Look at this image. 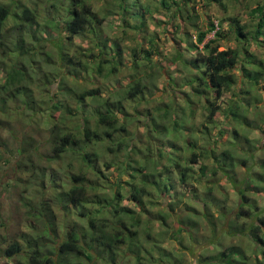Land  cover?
Returning <instances> with one entry per match:
<instances>
[{"label": "trees", "instance_id": "16d2710c", "mask_svg": "<svg viewBox=\"0 0 264 264\" xmlns=\"http://www.w3.org/2000/svg\"><path fill=\"white\" fill-rule=\"evenodd\" d=\"M89 1L70 0L69 11L62 21L56 22V26L62 25L61 32L50 40L57 48L64 66L70 70L72 66H85L83 56L72 55L67 51L75 36L93 34L97 46H100L102 39H107L96 23L102 24L105 18L97 20ZM191 1L160 0L166 11L173 13L176 18L181 16L185 22L189 20L196 28L193 40L185 37L188 31L184 25L175 26L180 31L179 43L186 44L174 46L170 60L165 50L161 57L163 51L154 37L150 36L149 45H146V38H142L132 48L133 64L129 69L134 75H131L130 82L125 86L108 88L102 92L101 88L89 89L83 83L81 91H75V95L69 99L66 97L67 91L54 95L56 102L52 104L53 108H47L53 136L47 142L50 146L46 158L60 159L65 153H71L77 156L81 164L73 172L70 185L69 182H64L66 186L58 183L63 190L54 194V203L80 206L86 224L68 227L66 219L60 221L64 237L56 250L63 255L60 261L50 257L42 240L27 231H18L13 238L2 233L0 258L11 259L24 255L27 264H166L167 261H173L171 264H187L183 252L186 255L189 252L196 254L193 247L203 245L204 239L211 237L210 243L214 244L220 242L222 234H225L213 237L208 226L218 231L226 229L233 238L238 234L242 236V241L248 238L264 257V98L260 92L264 91V0L255 5L247 4L256 20L255 24L245 23L237 16H228L220 18L217 23L210 19L206 28L197 27L194 23L195 16L190 14L188 6ZM205 1L207 5L216 4L226 10L227 2L232 0ZM114 3L127 13L124 0H114ZM152 3L155 1L140 4L141 10L136 8L131 11L140 21L134 28L142 29L145 26V13L153 7ZM52 6L58 7L56 3ZM22 12L24 22L33 26L36 22L34 10L23 4ZM9 15H15V12L0 0V40ZM225 22L228 24L227 29L224 27ZM212 32L214 35L206 41ZM33 34H27L31 40L49 41L47 37ZM230 34L235 35L236 46L221 49L222 39H228ZM254 44L261 48L258 53L252 50ZM99 52L108 55L111 52L110 57H104L97 66L103 78L122 73L121 48L117 45L107 46L105 42ZM186 52L195 56L188 58ZM23 53L21 56L27 55L28 50ZM116 56L119 57L117 60L114 58ZM155 56L157 60H154ZM10 61L13 63L9 67L15 71L9 73L10 80L7 83L11 85L18 75L25 76V71L15 68L14 60ZM171 62L182 63L184 70H188V74L180 81L168 65ZM143 63L145 66L141 69ZM74 73L79 74V68ZM163 73L168 78L167 84L173 85L171 90L169 86L167 89V84L160 88L157 83V78ZM185 85L189 86L187 95H183L187 105L201 103L204 119L200 125L192 121V111L191 118L185 115V107L179 104V97L176 98L174 93L178 86ZM2 87L7 88L4 84ZM159 89L163 99L156 106H145L143 110L137 108L143 101L148 105L155 90ZM20 90V87L17 88V91ZM71 90L74 91V88ZM89 97L93 109L87 112L83 102ZM32 101V97L27 100L28 109L36 111ZM39 110L46 111L42 106ZM57 111L59 113L55 114ZM161 111L164 113L163 121L158 118ZM138 113L147 120L142 124L147 128L134 137L136 135L129 131V123L132 117L138 118ZM253 130L260 132L259 138L250 135ZM30 139H22L17 148L20 156H24L26 167H33L29 165L30 156L40 147V143L34 145ZM134 139L143 147L134 144ZM106 142L110 143L105 148L112 158L119 157L120 152L132 146L146 160L140 164V172L143 173L137 181H127L125 186L120 179L118 188L111 193L102 189L105 186L98 177L94 180L89 176L91 171H100L98 165L102 145ZM3 146L10 148L7 141L0 137V151ZM259 151L263 153L262 156H257L256 152ZM127 156L117 159L115 163H121L123 173L129 177L127 167L132 163L130 156ZM149 160L155 168L147 171ZM67 165L70 166L69 163ZM41 169L43 171L39 174L35 172L34 177L37 180L41 178V186L43 184L46 187L45 169ZM175 179L181 187L177 193ZM149 185L151 188H148ZM227 185L238 196L234 206L229 201ZM53 187L55 191L58 190L56 183ZM154 191L162 194L164 199V209L159 207L156 212H152V205L162 204V201L156 202ZM256 195H263V206L260 208ZM26 197L29 200L30 197ZM127 197L136 203V208L124 203ZM46 209L50 210V207ZM201 218L206 223L203 230ZM173 220L174 225L171 226ZM156 221L161 222L160 231L155 229ZM192 223L195 237L178 242L182 246L181 254H174L163 241H180L184 234L188 237V232H192ZM1 225L7 223L0 221ZM57 228V225L54 226V229ZM243 246V243L222 246L216 253L209 252L197 258V264H249L248 259L254 258L247 255ZM258 256L254 255V264H264V258Z\"/></svg>", "mask_w": 264, "mask_h": 264}, {"label": "rangeland", "instance_id": "374dc122", "mask_svg": "<svg viewBox=\"0 0 264 264\" xmlns=\"http://www.w3.org/2000/svg\"><path fill=\"white\" fill-rule=\"evenodd\" d=\"M152 1H155V3H152L153 7L145 13V26H142V29L141 27L134 28L133 26H135V24H140V21L136 19L137 17H134L131 11L137 10L136 8L141 10L140 4L144 3V5H146V3ZM258 1L261 2V0H251L250 2L252 3H249L248 0H232L227 2L228 8L226 10L223 6H218L216 4L207 5L205 0H192L189 2L188 6L190 14L195 16L193 18L194 23L200 28H206L209 25L210 19L217 23L220 18H226L228 16H237L241 21L251 25L255 24L256 20L252 16L251 11H249L250 8H247V4L255 5ZM2 2L8 4L12 12H15V15H9L6 19L4 35L2 40H0V137L2 139L4 138L11 148L6 149V146H3L0 151V221L7 223V225L0 226V235L4 233L3 235H8L13 238L18 231H27L33 237L42 240L46 253H48L50 257L60 261L63 255L56 251L64 238L61 233V226L59 225L60 221L66 219L69 224L68 227L74 226L75 224H86V221L84 216L81 215L83 209L80 206L68 204L57 205L54 203L56 201L54 199V194L63 190V187L58 185V183L65 185L64 182H69L70 185L73 172L79 169L81 165L77 156L74 157L71 153H65L64 157L60 159L48 160L46 158L48 153L47 150H49L50 146L47 142H49L52 134L50 128L52 124L48 120L47 108H53L54 105L52 104L56 102V97L54 95L58 94L60 91H67L66 97L69 99L75 95V91H81V86H84L82 85L83 83L89 89L101 88L102 92L108 88L125 86L130 82L131 75H134V72L131 71L132 69H129V66L133 64L132 48L136 43L141 41L142 38H146V45H149L150 36L154 37L156 43H159V47L163 51L161 52V57H163L165 50L167 54L166 57L171 59L174 46L186 44V42L183 44L179 43L178 36L180 35V31L175 26L180 24H182V26L184 25V27H186V32L188 31L185 37L187 38L188 36L189 39L192 38L193 40H195L196 28L193 24L189 23V20L186 19L185 22L181 19V16L176 18L173 16V13L166 11L160 4V0H124V9L127 13L115 6L114 0H90L89 3L92 4L91 7H93V12L98 18L97 20L105 18L102 24H100L101 22H96L98 24L97 27L102 28L103 35H107L106 41L102 39L100 46H103L106 42L107 46L115 47L117 45L118 48H121L123 51L122 73L113 77L111 75L106 79L98 72L97 66L104 57H110L109 55H111V52H109V55L108 53L101 54L99 52L100 46H97L98 44L96 45L97 39H95L93 34L77 35L73 43L68 45L70 48H68L67 51L72 55L83 56L85 63V66L82 68H80L79 65L72 66L71 70L69 67L67 68L64 66L65 64L60 60L61 57L58 55L57 48H55L54 44L50 41L62 30V25L56 26V22L62 21L66 12L69 11L70 0H2ZM53 3H56L58 7L54 8L52 6ZM23 4L33 9L36 14V22L33 26L32 24H26L24 22L25 18L22 12ZM224 27L226 29L228 28L226 22L224 23ZM30 33H34L33 35L42 38L47 37L49 41L39 42V40H31L27 35H30ZM213 35L214 32L208 34L206 41ZM234 36L235 35L230 34L228 39H222L221 49L228 46H236L237 42ZM66 42L68 41L66 40ZM260 49L261 48H257L255 44L252 46V50H255L257 53ZM27 50V55L21 56L22 53H26ZM195 52V50L192 51L193 54H195ZM91 54H94V56L91 57ZM262 54L264 55V53ZM186 55L188 58L195 56L190 55V53L188 54V52H186ZM114 58L117 60L119 57L116 56ZM10 60H14L15 68L19 67L25 71V76L21 74L20 76L18 75L17 80L11 85L7 83L10 80L9 73L13 71L9 67L10 64L13 63ZM154 60H157V56H155ZM168 65L172 69L173 75H175L179 81L183 76L188 74V70H184L185 68L182 66V63L171 62ZM144 66L143 63L140 68L142 69ZM78 68L80 73H74V70ZM69 72L72 73V76L69 75ZM59 78L63 79L60 81ZM167 81L168 78L164 73L157 78V83L160 88L164 87ZM62 82L63 85L61 86ZM2 84L6 85L7 88H3ZM166 86L168 89L169 85L167 84ZM19 87L21 90L17 91ZM72 87L74 91L71 90ZM171 87L173 88V85L169 86L170 90ZM188 89L189 86L187 85L184 87L178 86L174 93L176 98L179 97V104L185 107V115L191 118L192 111L194 116L192 121L200 125L201 121L204 119L203 110L200 107L201 103L199 102L197 103L199 105L195 106L187 105L186 101L183 99L185 97L183 95H187ZM155 92L154 97H150H153V99L148 102V105L143 101L137 108L143 110L145 106H156L158 101L163 98L160 97L162 95L161 89L155 90ZM260 92L264 98V91ZM30 97H32V105L36 107H34L36 111L28 109L26 102ZM164 98L168 100L167 97ZM90 101L89 97L83 102V107L87 112L93 109V105ZM40 106L46 111L39 110ZM57 113H59V111L55 114ZM162 113L163 111L159 113L158 118L163 121L164 113ZM143 120L144 117L141 116V113H138V118L132 117L129 123V131L136 135L134 137H137L140 132L146 130L147 127H144L142 124L147 120ZM250 135L259 138L261 134L258 130H253L250 132ZM15 137L20 139L18 140ZM29 137L31 138L30 141L32 144L35 145L36 143H40V147H37L36 152L30 156L31 161H29V165L33 167H26L27 164L23 158L24 156H20V153L17 151L20 141ZM133 141L134 144L136 143L140 147H143L137 140L134 139ZM41 143L43 145H41ZM109 144L110 143L106 142L102 145V156L98 165L100 171L96 173L91 171L89 176L94 180L98 177L106 188L102 189L111 193L112 190L118 188L117 182L120 181V179L125 186H127V181L133 179L137 181L139 176L143 173L140 172V164L145 163L146 160L143 154L132 146L128 150L124 149L120 152L119 157L114 156L112 158V155L107 153V148H105ZM126 154L130 156L132 163V165L130 164L127 167L129 170V177L123 173L124 168L122 164L120 163L117 165L115 163L117 159H122ZM256 154L257 156H262L263 153L259 151L256 152ZM67 163H69L70 166H68ZM42 167L45 169L44 181L46 187H43V184L41 186V178L37 180L34 177L35 172L39 174L43 171L41 169ZM152 168H155V166L153 162L149 160L147 171H150ZM174 182L176 184L177 193L181 190V187L177 179H175ZM55 183L58 187L56 191L53 187ZM227 186L230 193L229 201L231 200V204L234 206L238 196L229 185ZM148 188H151L150 185ZM219 195L224 198L221 194ZM26 196L30 197V201ZM154 196L156 202L162 201V204L152 205V212H156L159 207L164 209L163 195L154 191ZM255 197L257 198L259 208L262 207L263 195H256ZM44 200L46 201L44 202ZM124 203L136 208V203L128 197L125 198ZM47 207H50V210H47ZM52 208L53 210H51ZM201 221L204 225L201 227L203 230L206 223L203 218H201ZM160 223L159 221L155 222L156 231H160L162 228ZM170 223L171 226H173L174 220ZM56 225L58 226L57 230L54 229ZM190 225L192 227V232H188V237L184 234L180 241H163V244L169 247V249L171 248L174 254H181L182 246L179 245L178 242L183 240L186 241L188 238L191 240L195 237V232L193 230L194 224L192 223ZM175 226H178L177 223ZM208 229L212 231L211 235L213 237L216 236V238L221 233L225 234H222L220 242L214 244L210 243L211 237L204 239L203 245L193 247L196 254L189 252V254L186 255V252H183L182 255L187 257V264H197V258L209 252L216 253L222 246L230 245L231 243H243V248L246 250L247 255H252L254 260H256L254 257L255 254L264 258L260 249L248 238L242 241V236L239 237L238 234H235V238H233L227 233L228 231L226 229L225 231H218V229L213 230V228L209 226ZM190 244H193V242H190ZM17 258H0V264L28 263L24 255H20L19 258ZM19 260H23L24 262L20 263ZM254 260L248 259L250 262L249 264H254ZM172 262L173 261H167L166 264H171ZM55 264L60 263L56 262Z\"/></svg>", "mask_w": 264, "mask_h": 264}]
</instances>
